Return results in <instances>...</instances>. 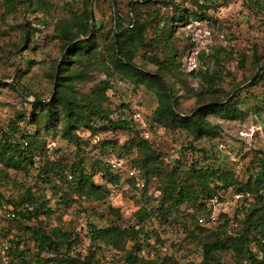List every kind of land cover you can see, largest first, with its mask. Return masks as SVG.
<instances>
[{"label": "trees", "instance_id": "trees-1", "mask_svg": "<svg viewBox=\"0 0 264 264\" xmlns=\"http://www.w3.org/2000/svg\"><path fill=\"white\" fill-rule=\"evenodd\" d=\"M3 1L7 11L14 10L19 3L24 8L23 12L35 15L36 24L46 25L48 8L44 0ZM157 1L164 8H172L173 16L160 14L158 10L148 13L142 11L143 5L137 1L127 2L126 12L132 17L126 25L120 17H110L108 29L99 28V24L94 23L89 33V12L85 3L80 14H70L56 21L51 25V31L61 58L57 69V61L51 63L48 75L55 89L51 103L27 102L28 116L19 114L5 126L0 125V188L6 184L22 187L11 180L10 172L27 174L28 171H35L36 184L49 188L55 205L68 208L74 203L80 205L82 201L105 199L108 192L103 185L93 181L95 176L109 186L126 184L145 200L148 197L147 183L155 178L158 184L156 205L149 209L140 207L134 213L135 225L123 227L115 221H105L103 225L88 223L86 229L90 249L80 258L71 251L72 232L49 224L54 211L49 207L48 199L35 196L28 188L15 195L0 192V209L14 216L5 227L0 228V236L8 237L11 245L7 252L9 264H102L100 259L107 256L111 263L120 264H223L224 257L244 264H264V151L254 150L249 174L243 182L237 181L228 171L201 166L195 161L183 171L178 159L166 167L147 143V136H142L143 139L138 137L134 120L123 113L126 106L109 107L106 93L112 89L114 80L126 81L133 87L142 86L151 91L156 99L152 121L171 132L190 136L193 142L202 139L219 141V129L211 126L206 121L207 117L241 121L246 115L238 105L239 93L223 103L230 93H224L220 88L221 70L230 53L222 57L219 54L212 56L214 68L209 73H196L200 78L199 89L195 93L196 107L188 115L176 110L173 84L182 81L177 72L179 57L171 41V29L174 23L187 22L189 16L196 18L193 12L183 8V4L201 11L202 7L213 6L220 0ZM108 6L111 8L110 4ZM201 15L205 16L204 13ZM20 29L18 45L10 46L15 50L28 43L34 31L29 23H24ZM2 46L1 43L0 49ZM142 49L147 51L141 57L154 62L153 72L134 64ZM155 50L162 53L160 59L152 55ZM244 59L241 53L237 62ZM249 64L255 70L264 65L263 57L252 53ZM92 73H100L104 79L82 92L79 88L92 80L89 77ZM263 76L264 68L250 85H256ZM12 81L16 86L7 84L5 87L17 93L20 89L38 100L37 95L20 82L19 75ZM259 103V107H254V114L264 112V99ZM23 121L31 132L19 127ZM80 131L88 133L95 143L90 144L88 139L80 137ZM120 132L126 133L127 138L122 144H117L113 138ZM49 135L57 136L72 151L68 155H57L58 150L47 145L46 137ZM187 148L195 151L191 143ZM133 149V158L127 160L122 157ZM87 155L90 157L87 158ZM108 155L122 162L120 171L110 170L100 162L102 156ZM206 160L202 158V161ZM130 168L138 170L141 187L127 176L126 171ZM218 185L232 187L235 195L230 201L233 212L229 216L225 209L215 223H209L207 200ZM72 196L75 200L71 199ZM180 207L189 210L187 217L193 226L189 234L200 249L198 262H181L173 256H159L153 245H159L161 241L153 230L147 232L143 229L145 222L151 219L159 225L166 224L171 214L178 212ZM108 213L116 221L120 220L117 209L108 208ZM200 218L203 220L201 224L197 222ZM30 222L32 225H27ZM231 222L236 223L235 229L229 228ZM212 225L216 227L209 229L208 226ZM151 239L153 243L149 244Z\"/></svg>", "mask_w": 264, "mask_h": 264}, {"label": "rangeland", "instance_id": "rangeland-1", "mask_svg": "<svg viewBox=\"0 0 264 264\" xmlns=\"http://www.w3.org/2000/svg\"><path fill=\"white\" fill-rule=\"evenodd\" d=\"M111 1L113 9L108 6L110 0H89V4L87 0H44L48 11L45 17L46 25H42L36 24L35 15H31L28 11L23 12L24 8L19 3L16 4L14 10L7 11L5 2L0 0V44H3L0 49V84H2L0 87V125L5 126L19 114L24 117L29 115L30 111L26 103L34 97L20 89L17 93L5 87L7 84L16 86L12 80L17 75L24 87L37 95L38 101H47L50 97L54 89V85H51L48 77L51 63L57 61V69L61 58L58 43L52 35L51 25L59 19L70 14H80L86 3L92 24H99V28L108 29L110 17L112 19L120 17L123 24L126 25V21L132 17V14L126 12L125 3L136 1L143 5L142 11L150 13L152 10H158L160 14L173 16L172 8H164L157 0ZM182 6L187 11L193 12L196 18L189 16L187 22L174 23L175 26L171 29V41L179 57L177 72L180 73L179 80L182 81V83L174 82L173 84V95L177 102L176 110L182 115H188L196 107L195 93L200 85V78L196 73L198 71L209 73L214 68L212 56L219 54V57H222L230 53L229 60L224 63L221 70L220 88L224 93H230L223 103L239 93L240 103L238 105L246 114L244 119L226 121L217 116H209L206 121L211 126L218 127L219 141L202 139L193 142L188 135L178 131L171 132L154 123L151 118L156 107L153 93L142 86L133 87L123 80H114L111 83L112 89L106 93L109 107L114 109L120 105L126 106L123 108V113L134 120V127L139 132L138 137L143 139L142 136H147V143L158 154L161 163L166 167H170L173 161L178 159L177 162L180 163V168L183 171L187 165L195 161L201 166L207 165L228 171L237 181L243 182L249 174V162L254 150L264 151V137L255 132L257 128L262 130L264 127V112L260 111L258 114H254V107H259V102L264 99V76L257 81L256 85H250L264 65L253 70L249 64L252 53H255L259 58L263 57L264 60V0H220L213 6L202 7L201 11L188 4ZM201 13H204L205 16H202ZM24 23H29L33 27V35L22 47L19 45L16 50L10 48L11 44L18 45L21 36L20 26ZM113 25L112 35L116 34ZM101 42L99 37V45ZM145 51L147 50L142 49L139 52L134 64L138 68L153 72L155 70L154 62L141 57ZM241 53L244 54L245 59L237 62ZM152 55L156 59H160L162 53L155 50ZM89 77L92 80L79 88L82 92L104 79L100 73H92ZM235 85L237 86L233 88ZM19 127L24 131H32L25 121L21 122ZM250 131H254L251 141L239 137V135ZM78 134L83 139H88L90 144L95 143V139L89 137L88 133L80 131ZM126 138V133L120 132L116 133L113 139L117 144H122ZM46 142L50 149L58 150L57 155H68L72 151V148L57 136H47ZM188 143H191L195 151L192 152L187 148ZM219 144L223 145V149L218 148ZM134 156L133 149L122 157L130 160ZM88 157L90 156L87 155ZM203 157L207 160L202 161ZM35 174V171H28L27 174L10 172L11 180L22 187L17 188L6 184L0 188V192L5 195H15L16 192L19 193L28 188L35 196L48 199L49 207L54 211L49 224L72 232L75 240L73 239L71 251L78 254L80 258L85 256L90 249L86 229L88 223L103 225L105 221H115L123 227L135 225L134 213L142 206L147 209L154 207L158 199L156 192L158 184L155 178L149 179L147 183L146 196L148 197L145 200L126 184L119 183L116 186H109L98 181L95 176L93 181L103 185L108 192L105 199L98 202L82 201L80 205L74 203L68 208H63L55 205L54 195L48 187L36 184ZM71 199L75 200V197L72 196ZM232 206V203L229 202L224 207L229 216L233 212ZM108 208L117 209L120 220L116 221L108 213ZM188 212V208L180 207L178 212L172 213L167 223L163 225H159L154 219L145 222L143 229L147 232L153 230L161 241V244L153 245L159 256H173L181 262H198L200 260L199 246L189 234L193 226L187 217ZM7 222L0 218V228L5 227ZM27 225H32V222ZM208 227L214 229L216 225ZM235 227L236 223L229 224V228L235 229ZM152 243L153 239L149 240V244ZM100 261L102 264H120L111 263L109 256L101 258ZM222 261L223 264H244V262H237L228 257H224Z\"/></svg>", "mask_w": 264, "mask_h": 264}, {"label": "built area", "instance_id": "built-area-1", "mask_svg": "<svg viewBox=\"0 0 264 264\" xmlns=\"http://www.w3.org/2000/svg\"><path fill=\"white\" fill-rule=\"evenodd\" d=\"M255 132H257L259 136L263 135L264 137V127H262V130L261 128H257ZM253 134L254 131H250L239 135V137L242 139L247 138V141H251ZM218 148L223 149V145L219 144ZM100 162L113 171H120L122 169V162L114 158L112 155L102 156ZM126 174L129 178L134 179L139 187L142 186V182L138 179V170L130 168L126 171ZM234 197L235 195L231 186L225 187L218 185V188L213 195L207 200V208L210 212L208 218L209 223H215L217 221L219 214L224 211L225 204H228ZM0 216L5 221H11L14 217L12 213L6 212L3 208L0 209ZM197 222L201 224L203 220L200 218ZM10 247L9 238L0 236V264H9L7 260V252Z\"/></svg>", "mask_w": 264, "mask_h": 264}, {"label": "water", "instance_id": "water-1", "mask_svg": "<svg viewBox=\"0 0 264 264\" xmlns=\"http://www.w3.org/2000/svg\"><path fill=\"white\" fill-rule=\"evenodd\" d=\"M87 2L89 4V0H87ZM110 4H111V8L113 9L114 6H113V2L111 0H110ZM91 27H92V18H91V15H89V22H88L89 33H90ZM115 35L116 34L114 33L113 36L115 37ZM88 36H87V38H88ZM53 96H54V89L52 90V93H51V95H50V97L48 98L47 101H38L36 99H32V100H30V102L35 103V104L46 105V103L50 102L53 99Z\"/></svg>", "mask_w": 264, "mask_h": 264}]
</instances>
